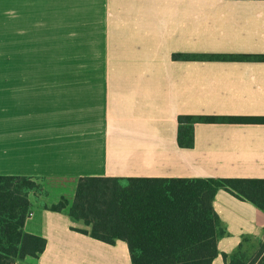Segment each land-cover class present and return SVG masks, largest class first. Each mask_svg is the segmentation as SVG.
Here are the masks:
<instances>
[{
	"label": "crops",
	"instance_id": "obj_1",
	"mask_svg": "<svg viewBox=\"0 0 264 264\" xmlns=\"http://www.w3.org/2000/svg\"><path fill=\"white\" fill-rule=\"evenodd\" d=\"M0 11L12 46L0 175L75 188L80 176L150 178L136 185L148 202L194 189L158 178H264V121H197L194 145L178 141L180 115L264 116V0H0ZM213 205L227 227L220 251L262 240L263 209L225 188ZM82 222L35 205L25 229L45 250L15 264H133L126 240L95 238Z\"/></svg>",
	"mask_w": 264,
	"mask_h": 264
},
{
	"label": "trees",
	"instance_id": "obj_2",
	"mask_svg": "<svg viewBox=\"0 0 264 264\" xmlns=\"http://www.w3.org/2000/svg\"><path fill=\"white\" fill-rule=\"evenodd\" d=\"M224 118L264 121V116L180 115L179 143L194 145V122ZM44 179L38 175H0V264H15L27 256L37 258L45 250L46 238L25 229L35 206L33 198L38 200L45 191ZM158 179L187 182L194 189L188 190L183 200L148 202L137 197L136 185L150 178L80 176L73 200L62 195L51 206H42L82 220L90 228L78 230L95 238L109 243L126 240L133 264H212L219 254L225 264H264L261 239L243 235L234 252L220 251L218 240L227 227L213 205L217 190L225 188L264 210V178Z\"/></svg>",
	"mask_w": 264,
	"mask_h": 264
},
{
	"label": "rangeland",
	"instance_id": "obj_3",
	"mask_svg": "<svg viewBox=\"0 0 264 264\" xmlns=\"http://www.w3.org/2000/svg\"><path fill=\"white\" fill-rule=\"evenodd\" d=\"M10 17L7 16L6 13L3 11H0V25L10 24ZM21 35H23L24 31L20 30ZM9 29L0 28V69H8L12 68L9 67V55L11 53V44H10V38L8 36ZM16 37V44L22 46L23 45V37L22 36ZM8 88H3L5 92H7ZM44 193L39 196V199L33 198L34 205H48L51 206L53 203H56L59 201L60 197L62 195L66 196L67 198L73 200L74 193H75V187L72 182L68 180H47L44 179ZM83 228H90L89 225H86L84 222H82Z\"/></svg>",
	"mask_w": 264,
	"mask_h": 264
},
{
	"label": "built area",
	"instance_id": "obj_4",
	"mask_svg": "<svg viewBox=\"0 0 264 264\" xmlns=\"http://www.w3.org/2000/svg\"><path fill=\"white\" fill-rule=\"evenodd\" d=\"M262 240L264 241V231H263V235H262Z\"/></svg>",
	"mask_w": 264,
	"mask_h": 264
}]
</instances>
